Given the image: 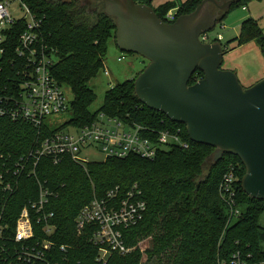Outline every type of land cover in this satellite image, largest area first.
Returning <instances> with one entry per match:
<instances>
[{
    "label": "trees",
    "instance_id": "1",
    "mask_svg": "<svg viewBox=\"0 0 264 264\" xmlns=\"http://www.w3.org/2000/svg\"><path fill=\"white\" fill-rule=\"evenodd\" d=\"M19 1L32 15L43 20L42 40L55 50L57 58L50 69L51 76L57 85L68 87L72 94L71 124L89 123L101 112L130 125L180 130V136L188 144L187 150L178 147L163 150L152 161L128 155L80 165L65 158L54 166L42 159L36 168V178L46 181L56 193L50 204L54 213V241L70 247L68 260L60 264H96V249L83 236L76 235L74 219L93 198L103 197L114 187H119L122 196L133 184L142 192L145 214L138 224L122 232L125 247L131 251L125 255L113 254L106 264H264L261 246L264 202L242 192L241 162L225 154L219 162L206 168L214 148L192 143L183 124L173 123L139 102L134 94V80L141 71L132 80L106 91L98 111H89L96 96L88 84L103 68L108 41H115V22L105 15L103 4L93 0ZM152 1L134 0L152 7L162 21L172 23L194 11L202 0L168 1L155 8ZM249 1L240 0L223 11L210 6L221 21L233 7ZM170 11H175L172 22L166 19ZM25 25L23 19L17 20L2 33L5 37L0 45L4 49L0 56L2 79L14 73L10 61L16 59L15 47ZM251 41L264 49V33L255 21L247 19L231 43L240 47ZM202 77L203 73L196 70L189 85ZM36 137L35 129L0 119V174L28 154ZM231 166L240 168L236 196L240 215L236 218L229 216L218 194L222 176ZM36 178L24 175L15 179L16 191L5 197L4 214L11 228L26 202L36 196ZM144 241L150 242V246L142 250L139 246ZM0 264L5 263L0 260Z\"/></svg>",
    "mask_w": 264,
    "mask_h": 264
},
{
    "label": "built area",
    "instance_id": "2",
    "mask_svg": "<svg viewBox=\"0 0 264 264\" xmlns=\"http://www.w3.org/2000/svg\"><path fill=\"white\" fill-rule=\"evenodd\" d=\"M11 1L0 2V45L5 41L2 33L17 21L8 12ZM20 7L25 11L26 25L15 47L16 59L10 61L14 73L0 78V119L27 125L36 130L37 137L28 154L0 174V260L5 264H60L68 260L66 255L70 247L54 241V213L50 204L56 193L46 181L36 178V168L42 159L54 166L65 158L86 165L91 162L82 158L80 152L95 147L103 160L136 155L152 161L163 150L172 147L187 150L188 144L180 136V130L130 125L101 112L89 123L71 124L70 101L62 91L63 86L57 85L50 73L57 58L55 50L42 40L43 20L32 15L21 3ZM174 17L175 13L170 11L166 19L172 22ZM199 40L221 43L222 37L217 35L209 42L206 32ZM2 54L4 49L0 48V56ZM122 59L121 56L117 61ZM104 75H108L107 71ZM66 114L69 119L59 124L58 118ZM239 169L231 166L218 187V194L231 218L240 215L236 205ZM24 175L36 178L37 193L20 210L11 228L4 214L5 197L16 191L15 179ZM120 192L119 187H114L103 197L93 198L74 219L76 235L83 236L96 249V264H106L113 254L125 255L131 251L125 247L122 232L138 224L145 214L146 202L137 184L122 196Z\"/></svg>",
    "mask_w": 264,
    "mask_h": 264
},
{
    "label": "water",
    "instance_id": "3",
    "mask_svg": "<svg viewBox=\"0 0 264 264\" xmlns=\"http://www.w3.org/2000/svg\"><path fill=\"white\" fill-rule=\"evenodd\" d=\"M115 22L121 53L140 56L147 66L134 80V94L147 109L183 124L189 140L214 148L209 168L225 154L244 167L241 190L264 201V78L244 88L233 71L221 70L223 47L201 43L199 36L219 20L209 6L223 11L240 0H202L172 23L152 7L134 0H93ZM151 1V0H150ZM196 70L202 79L189 85Z\"/></svg>",
    "mask_w": 264,
    "mask_h": 264
},
{
    "label": "rangeland",
    "instance_id": "4",
    "mask_svg": "<svg viewBox=\"0 0 264 264\" xmlns=\"http://www.w3.org/2000/svg\"><path fill=\"white\" fill-rule=\"evenodd\" d=\"M168 1L181 3L185 0H154L153 6L155 7L160 3ZM8 12L14 20L26 17L25 11H23L20 7V3L15 0L10 2ZM247 19L255 21L264 33V0H251L246 3H242L237 7H233L227 15L221 21H218L215 27L208 32L209 42L216 39L217 35H220L223 39L221 44L224 53L222 57V65L220 67L221 70L233 71L230 68H235L234 70L237 71L233 72L237 75L236 72H239L238 70L240 68L247 74L251 75L258 67L264 68V49L258 45V42H255L254 44H246L245 48L242 46L237 47L234 43H231L234 38L239 36L241 26ZM257 45L262 52L261 54H258L257 52ZM121 56L123 59L118 62L117 59ZM147 64L148 62L140 56L121 53L118 50L114 39L109 40L107 43V51L103 62V68L88 84L89 89L92 90L96 96V99L90 106L89 111L93 113L98 111V109L102 106L103 97L106 91L127 80H132L147 66ZM104 71H107V76L104 75ZM240 84L242 87L247 88L244 81ZM62 91L66 99L71 101L72 94L70 89L68 87H63ZM68 119L69 115L66 114L58 118V122L59 124H63ZM80 156L92 163L101 162L103 160L102 154L95 147H89L86 150H82L80 152ZM208 167L209 162L207 163L206 168ZM261 219V224L264 226V216ZM147 243L148 241H144L139 247L144 250L147 246H150V242L149 244ZM261 246H263L262 248L264 249V242Z\"/></svg>",
    "mask_w": 264,
    "mask_h": 264
},
{
    "label": "crops",
    "instance_id": "5",
    "mask_svg": "<svg viewBox=\"0 0 264 264\" xmlns=\"http://www.w3.org/2000/svg\"><path fill=\"white\" fill-rule=\"evenodd\" d=\"M154 1V0H153ZM153 1H152V6H153ZM165 3V2H164ZM161 4H163V3H160V4H158L157 6H159V5H161ZM157 6H155V7H157ZM154 7V6H153ZM154 7V8H155ZM174 13H175V11H173ZM222 41H223V39H222ZM256 41H251V42H249V43H247V44H254ZM246 45V44H245ZM245 45H243L242 47L243 48H245ZM259 45V44H258ZM258 45H257V48H258V54H261L262 52L260 51V48L258 47ZM256 52V53H257ZM235 67V66H234ZM230 69H232L234 72L235 71H237V70H234L233 68H230ZM239 72H236L237 73V76H238V79H239V81H240V83L242 82L243 83V81L246 83V85H247V87H249V86H251V85H253L254 83H256L257 81H259V80H261V79H263L264 78V68H260V67H258L257 69H256V71H254V73L253 74H251V75H249V74H247L246 72H244L242 69H240L239 68V70H238Z\"/></svg>",
    "mask_w": 264,
    "mask_h": 264
},
{
    "label": "flooded vegetation",
    "instance_id": "6",
    "mask_svg": "<svg viewBox=\"0 0 264 264\" xmlns=\"http://www.w3.org/2000/svg\"><path fill=\"white\" fill-rule=\"evenodd\" d=\"M209 12L211 13V15H217V13L212 9L211 6H209Z\"/></svg>",
    "mask_w": 264,
    "mask_h": 264
}]
</instances>
